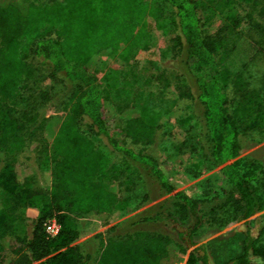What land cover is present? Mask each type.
Returning a JSON list of instances; mask_svg holds the SVG:
<instances>
[{
    "label": "trees",
    "instance_id": "1",
    "mask_svg": "<svg viewBox=\"0 0 264 264\" xmlns=\"http://www.w3.org/2000/svg\"><path fill=\"white\" fill-rule=\"evenodd\" d=\"M146 18L172 32L182 69L176 93L199 111L200 164L221 167V202L207 206L176 191L162 162L135 149L153 144L158 129L156 113L137 104L136 72L121 66L149 50ZM235 40L264 61V0H0V264H177L189 249L190 262L208 264L202 229L217 232L229 216L245 221L264 210V156L228 163L254 146V136L264 140V76L252 86L222 63ZM109 61L98 79L92 67ZM47 79L68 89L62 116L41 114L52 100ZM158 80L165 88L166 78ZM99 139L116 161L94 145ZM25 149L48 174V188L19 163ZM136 168L157 195L133 193ZM166 195L95 235L91 252L77 243L90 230L82 220L107 223ZM52 219L53 238L44 227ZM259 220L257 236L246 228L240 253L225 264H264L251 261L264 249Z\"/></svg>",
    "mask_w": 264,
    "mask_h": 264
},
{
    "label": "rangeland",
    "instance_id": "2",
    "mask_svg": "<svg viewBox=\"0 0 264 264\" xmlns=\"http://www.w3.org/2000/svg\"><path fill=\"white\" fill-rule=\"evenodd\" d=\"M37 5H47L52 2H62L63 0H30ZM149 2V0H146ZM145 30L149 34L150 48L144 52H138L135 57V65L121 64L124 73L135 71L137 104L139 108H148L156 113L158 117V129L155 133L153 144L147 147L136 146L135 149H142L154 157H157L163 164V168L170 180L176 185V191H184L191 197L206 201L207 206L212 202L222 201V184L218 176L221 167L210 168L207 164H200V137L201 130L197 124L199 111L187 99H180L176 93V87L182 77V69L173 60L171 50L172 32L166 28H159L156 23L150 19L145 20ZM223 64L227 65L233 72L241 73L246 80H249L252 86H257L262 76H264V61L253 58L243 52L241 40H235L229 54L223 56ZM112 64L98 62L91 71L100 79L106 68ZM166 78L167 85L162 86L164 82H158V78ZM188 84L190 82H187ZM46 88L52 100L46 108L41 111L43 117L62 116L63 103L69 96L68 89L60 84L53 83L47 79L42 83ZM81 130L86 134V128L81 126ZM89 137V135H88ZM254 136L252 142L254 146L242 152L238 157L229 161L241 159L249 154H259L264 156V140L258 141ZM94 145L103 150L111 161L117 160V155L105 146L103 140H93ZM128 142V141H127ZM194 147V150L191 148ZM18 161L25 167L26 174H31L36 179L37 186L41 188L49 187V176L43 173L38 165L35 153L30 149L23 150L18 155ZM140 174V180H136V186L133 189L134 194L148 192L151 197L157 195V190L152 181L147 178L146 173L136 168ZM170 195H166L154 201L144 204L135 211H129L123 215H116L107 223H97L93 220H82V223H89L90 230L86 235L81 237L77 243L84 244V249L91 252L95 247L93 237L104 232L111 226L121 223L136 214L153 208L160 202L166 200ZM2 206V195H0V208ZM131 209V208H130ZM23 215L32 219L33 214L24 211ZM225 218L228 216L226 209L220 212ZM264 218V210L248 220L235 221L228 217V223L213 232L212 229L204 228L198 234V245L207 246L208 264H225L226 261L240 253L242 248L243 233L246 228L250 229L251 236L256 237L258 232L257 225L259 218ZM192 249L179 255L177 264H195L190 262ZM259 256L251 257L252 263H261L264 260V249H260ZM37 264V263H34Z\"/></svg>",
    "mask_w": 264,
    "mask_h": 264
},
{
    "label": "built area",
    "instance_id": "3",
    "mask_svg": "<svg viewBox=\"0 0 264 264\" xmlns=\"http://www.w3.org/2000/svg\"><path fill=\"white\" fill-rule=\"evenodd\" d=\"M45 232L46 234L53 238L57 235L58 231H59V226L58 224L55 222V220H48L45 224Z\"/></svg>",
    "mask_w": 264,
    "mask_h": 264
}]
</instances>
